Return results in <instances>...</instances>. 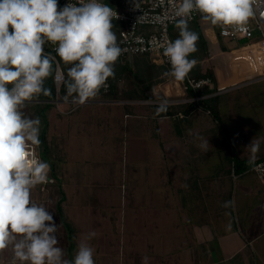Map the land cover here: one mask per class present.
<instances>
[{
    "label": "crops",
    "instance_id": "1",
    "mask_svg": "<svg viewBox=\"0 0 264 264\" xmlns=\"http://www.w3.org/2000/svg\"><path fill=\"white\" fill-rule=\"evenodd\" d=\"M217 38L205 39L209 56L213 44L219 45ZM68 103L62 100L49 108L57 113L49 130L56 129L59 156L51 167V181L31 191L32 201L48 208L59 226L58 246L67 259L74 258L79 240L94 230L97 235L90 243L95 264H142L144 256L150 258L148 264H264V184L248 176L250 172L236 174L228 154L212 156L201 150L202 139L209 142L203 135L209 132L208 120L194 122L189 115L181 127L178 119L157 116L155 106L152 110L134 99ZM119 125L125 132V185L121 196H114L107 179L98 183L93 178V154L84 152L83 145H92L95 133L114 140ZM131 140L145 142L137 163L128 158ZM234 152L250 159L245 149L244 155ZM105 162L113 165L112 159ZM60 190L63 211L75 230L72 252L57 212ZM12 258L11 248L0 252V264H11Z\"/></svg>",
    "mask_w": 264,
    "mask_h": 264
},
{
    "label": "clouds",
    "instance_id": "2",
    "mask_svg": "<svg viewBox=\"0 0 264 264\" xmlns=\"http://www.w3.org/2000/svg\"><path fill=\"white\" fill-rule=\"evenodd\" d=\"M262 6L264 0H178L172 16L178 38L162 44L171 66L165 75L181 81L196 63L189 59L198 50L199 34L189 27L194 12L203 22L245 31ZM118 18L102 0H78L59 10L58 0H0V252L12 249L11 264H95L90 241L96 231L80 239L74 258L67 259L58 246L59 226L52 213L31 199L32 189L48 182L50 165L29 150L41 143V121L23 109L50 94L45 81L53 74L56 56L70 66L66 79L58 77L66 87L65 100L83 105L106 90L122 54L113 30ZM49 42L56 56L45 51ZM166 110L167 101L161 100L157 114ZM208 145L202 139L199 147L207 152ZM259 147L258 141L248 146L250 164ZM149 259L142 257V264Z\"/></svg>",
    "mask_w": 264,
    "mask_h": 264
},
{
    "label": "rangeland",
    "instance_id": "3",
    "mask_svg": "<svg viewBox=\"0 0 264 264\" xmlns=\"http://www.w3.org/2000/svg\"><path fill=\"white\" fill-rule=\"evenodd\" d=\"M199 28L204 37V40L206 39V37L210 40H214V36L216 35L218 37L217 39L219 41V45L223 49L235 47L241 42H243L242 40H238L237 42L229 41L220 37L217 34L219 25H212L211 23H206L202 21L201 26H199ZM44 47H46V45ZM197 49L198 50L193 53L191 58L194 60L200 59L204 66H206L210 71H212L214 81L210 80V84L212 83V87L203 86L201 87V89H191L195 92L194 97L190 96V91H186V89L183 88V84L181 81H178L180 83L181 89H179L177 93H173L170 95L165 94L164 89L166 84L175 80L166 75L162 76L165 72L164 67L158 69L151 63L146 61L145 58L139 57L135 58V60L133 61L131 60V62L125 61L126 64H130V68H126L122 72H120V69L122 67L120 65H123L125 63H122L120 61L115 62L114 73H116L117 76L115 79L117 84L115 87H113L112 93L108 98L122 100L125 99V96L127 94L133 93L137 96V99L134 100L144 101V103L149 106L152 110L153 107L155 105H158L161 100H166L167 104H184V106H182V110H184L187 107L186 104H188L193 99L196 100V95L200 96L201 94L202 97L205 98L215 96L213 98V104L218 108L219 114L224 121L227 132L231 137V142H229L225 135H223L218 130L215 121L204 107L199 105L190 114H188V116L192 115L190 119L194 122H200L201 120L206 122V120H208L207 122L209 123V132H206L207 134L204 133L203 135H206V137L207 135L209 136L208 151L211 153V155L217 156L216 154L223 153L224 151L230 153L232 149L244 155L245 153L243 152L245 149L248 152V155L251 156L250 149L248 148V146L252 141H258L260 147L259 152L256 154V156H262L264 154V77L254 79L242 85L237 84L238 86L236 85V87L235 85L230 86L228 87L229 89L226 90H220L219 86L217 85V82L215 81L214 76V67H216L217 64L214 63L213 60L208 57L207 44L205 46V49L203 47L200 48L199 45ZM152 82H154V85L150 90H148L147 88L149 87V85L152 86ZM107 91H105L104 89L105 93ZM144 93H148L149 95L151 94L152 98L142 99L141 97H143L142 95H144ZM62 100L64 101L65 97L60 94H56V97L53 100L48 101L42 99H35L34 101L29 102L27 106L23 109L27 116L31 118L39 117L41 121L40 135L46 127L45 139L49 142V147L51 148V150H49L45 141L39 138L41 143L39 146H37V151L41 160L47 162L50 165V171L53 162L57 163V157L59 156V152L57 146L58 142L56 136V129L49 130L52 123H54V121L56 123L55 118H57V113L51 112L49 108H51V106H55V104L59 103V101ZM45 103H49L51 106L46 108V106H44ZM69 103H71V101H69ZM43 108L45 109V111L43 110ZM43 112H45V118L44 116L42 117ZM51 113L53 115H50ZM152 113L153 111L151 113L148 112V114L150 115ZM98 114L99 116L102 115V113ZM170 117L172 119H178L179 126L181 127L184 125L181 120L187 119V117ZM94 125L95 122L93 123V126ZM161 126L163 127V129L161 128V132L165 131L166 125L164 121ZM93 130L95 129L93 128ZM117 130V133H115L114 135L115 139L113 140L110 137H107V141H105L104 138L99 139V137L95 133V137H93V144L83 145V151L86 153L93 154V178L98 181V183L102 181L105 182V180L107 179L108 182L111 183L113 186V195L115 196V193H118L121 196L122 190L125 185L121 180V168L123 166L122 163L124 162L123 159L125 158L124 151H126V145H124L125 150L123 151L121 145V136L123 130L121 129L120 125L118 126ZM185 131L187 132L188 129ZM165 135H167V133H162V136ZM200 135L201 133H199V136ZM144 145V141L140 142L139 140H131L130 144L127 146L128 158H131L132 161L136 163L140 161V155L145 152ZM154 148L156 150V148H158V145H155L154 147L152 145L153 150ZM78 152H80V149ZM225 154L227 155L228 153ZM106 159H112L113 162L111 163H113V165H111L110 163L107 164L105 162ZM247 175L254 176V174H252L251 172ZM48 176H51L50 172Z\"/></svg>",
    "mask_w": 264,
    "mask_h": 264
},
{
    "label": "built area",
    "instance_id": "4",
    "mask_svg": "<svg viewBox=\"0 0 264 264\" xmlns=\"http://www.w3.org/2000/svg\"><path fill=\"white\" fill-rule=\"evenodd\" d=\"M102 2L114 8L119 17L113 20V23L121 25L117 40L122 49L119 61L125 63L127 57L146 54L152 62L170 66L167 57L163 54L162 44L165 40H172L169 27L174 23L172 16L178 0H126V3L121 5L109 4L106 0ZM136 2L138 7L134 6ZM69 3H78V0H58V10ZM194 20L202 23L199 13L192 14L190 21ZM217 34L229 41H243L228 49L221 48L217 43L213 44L209 58L217 64L214 67V75L217 79L218 72L229 78L237 77V81L231 84L246 83L264 77V6L256 9V14L250 18L245 31L236 30L233 26L219 25ZM54 47L49 42L46 44L45 51L56 56ZM59 76L65 78L60 58L56 56L53 82L57 95L63 82L58 78ZM181 82L184 89L197 90L203 86H209L211 81L203 77L191 78L187 74ZM198 98L199 96L196 95L195 99ZM68 101H71V98H68ZM29 150L40 158L37 146ZM244 172H252L259 182L264 184V157L250 165ZM48 181H51L50 176Z\"/></svg>",
    "mask_w": 264,
    "mask_h": 264
},
{
    "label": "trees",
    "instance_id": "5",
    "mask_svg": "<svg viewBox=\"0 0 264 264\" xmlns=\"http://www.w3.org/2000/svg\"><path fill=\"white\" fill-rule=\"evenodd\" d=\"M109 4H113V5H121L126 3V0H106ZM114 25V31L117 35L118 38V30L120 28V24L119 23H113ZM199 26H201V23L198 20H194V21H190L189 22V27L191 28V30L195 31L196 33L199 34V39L197 41V47L198 45L201 47H203L205 49L206 46V41L204 40V37L200 31ZM11 30V29H10ZM169 34L171 39L174 41L176 38H178L179 32L178 29L175 27V23L171 24L169 27ZM118 40V39H117ZM208 48V46H207ZM209 50V48H208ZM207 50V52H208ZM193 54H191L189 56V59H192L191 56ZM209 56V53H208ZM145 58L146 61H148L149 63H151L153 66H155L158 69H161L164 67L165 72L163 73L162 76H165V73L170 71L171 66H165L164 64H156L154 62H152L149 58L148 55H133L130 57H127L125 60L131 62V60H135V58ZM196 63L194 65V67L191 69V71L188 73V76L191 78H209L210 80L214 81V77H213V73L212 71H210L206 66H204V64L201 62L200 59H196L195 60ZM64 74H65V79L67 78V69L68 65H64L63 62L60 60ZM117 62H119V60H117ZM121 62V61H120ZM130 64H123L120 65L122 66L120 69V72H122L123 70H125L126 68H130L129 67ZM53 69H54V64H53ZM54 71V70H53ZM116 73H114L113 77H109L106 84H107V89L105 91H107L106 93L104 92V89H101L100 93L93 99H112V98H108L113 90V87L116 86L117 82H116ZM154 85V82H152V86L149 85V87L147 88L148 90H150ZM45 87L50 89V94L49 95H43L41 94L37 99H42V100H53L56 97V91H55V86H54V82H53V74L48 77L45 81ZM201 89V88H200ZM186 91H190V96L195 95V92L191 89H186ZM59 94L62 96H66L67 92H66V87L64 86V83L62 82L60 87H59ZM143 97H141L142 99H151L152 95L148 94V93H144V95H142ZM135 97V98H134ZM213 97H202V95L200 94L199 98L196 100H191L187 105V107L182 110V106H184V104H179V103H175V104H167V110L160 112L159 114H157L156 111V115L157 116H178L180 118H185L188 116V114H190L196 107H198L199 105L204 107L209 114L211 115V117L213 118V120L215 121L216 127L218 128V130L225 135V137L229 140V142H231V137L229 135V133L227 132V129L225 127L224 121L221 118L218 108L213 104L214 102V98ZM70 98V97H69ZM125 99H137V96L134 95L133 93H129L125 96ZM44 106L49 107L51 106L49 103H45ZM158 105H155V107L157 108ZM45 108V107H44ZM43 108V110L45 111V109ZM157 110V109H156ZM44 116L45 118V112H43L42 117ZM45 133H46V127L43 130V132L41 133V135L39 136V138H41L43 141H45ZM224 153H228V156H230V159L233 162L232 168L234 170V172L236 174H242L250 165H252L253 163H249V159H244L239 157L234 150L232 149L231 152H225ZM259 160L255 159L254 163ZM52 177V176H51ZM60 199L58 200L57 203V212L58 215L60 217V220L62 221L63 225L65 226L67 235H68V244H69V251L72 252V249L74 247V234H75V230L69 220V218L66 216V214L63 211L62 208V201L64 199V194L63 191L60 190ZM71 260V258H70Z\"/></svg>",
    "mask_w": 264,
    "mask_h": 264
},
{
    "label": "bare ground",
    "instance_id": "6",
    "mask_svg": "<svg viewBox=\"0 0 264 264\" xmlns=\"http://www.w3.org/2000/svg\"><path fill=\"white\" fill-rule=\"evenodd\" d=\"M237 75V73H236ZM218 76H219V87H224L227 84H231L237 81V77L233 76V77H223V75L218 72ZM181 89L180 83L178 81H171L170 83L166 84L164 92L165 94H173V93H177V91Z\"/></svg>",
    "mask_w": 264,
    "mask_h": 264
},
{
    "label": "water",
    "instance_id": "7",
    "mask_svg": "<svg viewBox=\"0 0 264 264\" xmlns=\"http://www.w3.org/2000/svg\"><path fill=\"white\" fill-rule=\"evenodd\" d=\"M209 86L212 87V83Z\"/></svg>",
    "mask_w": 264,
    "mask_h": 264
}]
</instances>
